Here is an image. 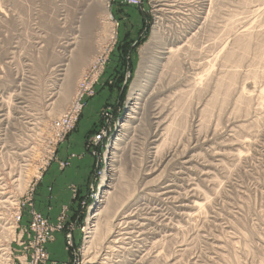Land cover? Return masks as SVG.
<instances>
[{
    "label": "rangeland",
    "instance_id": "rangeland-1",
    "mask_svg": "<svg viewBox=\"0 0 264 264\" xmlns=\"http://www.w3.org/2000/svg\"><path fill=\"white\" fill-rule=\"evenodd\" d=\"M175 1L176 6L171 9L176 12L169 13L156 11V0H0V264L3 245L15 247L14 233L10 238L8 229L12 222L18 220L20 226L35 215L44 217L53 228V239L45 244L46 258L39 264H99L88 263L87 259L97 255L109 232L104 233L105 228L111 229V223L118 214L122 215L128 199L130 202L134 199V204L122 216L129 212L132 218L121 219L122 227L130 226L125 220L139 221L149 215H153V223L146 227L144 240L132 237V244L128 240L112 244L109 254L105 255L109 259L99 256L98 262L131 264L133 250L145 249L149 256L142 264H264V104L261 103L264 97L259 93L264 86V0H210L212 4L201 0ZM101 8L107 9L110 19H106ZM201 16H207V20L201 19L203 24H199V29H195L197 34L193 35L190 29ZM155 23L160 27V43L158 41L154 48L155 57L148 62L151 72L145 81L142 100L134 108L133 114L138 119L122 127L130 111L127 100L142 61L141 50ZM72 33L77 35L78 41L85 39L88 49L75 63L76 70L64 104L50 103L56 97L47 100L52 68L63 60L61 56L74 53H68L60 44ZM237 35L244 42H250L246 54L243 48L246 44ZM177 39L181 42L175 44L184 48L179 52L182 69L178 67L177 71L187 74V78L180 85L172 83L164 95L150 99L149 93L157 91L173 69L159 59L158 51ZM69 59L63 62L68 63ZM189 62L199 64L193 68ZM196 73L203 77L209 73L203 78L207 85L204 80L195 85L194 78L199 75ZM228 75L236 78L229 76V79ZM172 77L174 79L175 75ZM228 83H231L230 90ZM249 84H254L256 89L249 92L253 95L246 89L249 98L246 99V94L238 96L240 87L248 85V88ZM223 91L226 92L223 94ZM157 102L167 114L166 121L172 123L170 129L164 131V145L159 147L157 157H161L167 146L176 145L180 152L183 147L193 145L196 138L200 143L193 151L197 154L195 171L182 170L186 172L181 176L183 180L177 177L176 180L170 177L173 169L168 164L162 174L175 179L182 193L186 183L192 184L190 187L195 185L202 194L203 207L188 220L177 217L173 207L161 206V213L168 218L167 228L156 224L160 218L157 211H152L157 203L150 195L155 192V185L147 181L156 173L147 178L142 175L150 160L149 135L153 129L150 114L152 105ZM74 104L79 105L77 110L71 107ZM233 121H242V125L229 132L228 125ZM213 130L217 136L209 137ZM98 133H102L101 139L95 141ZM206 134L203 142H210L214 137V142L225 144L245 142L240 147L234 145L241 155L235 158L234 149L224 147L220 150L224 156H210L208 146L201 142ZM70 136L81 140L85 136L84 152L92 157L91 170L83 190L70 186L74 205H63L55 218H51L34 204L37 188L53 162H57L61 170L69 166L75 154L57 159V153ZM229 138L230 142L226 140ZM214 142H210L212 147L217 146ZM207 164L213 168L206 178L200 176V171ZM104 174L108 177L106 184L102 183ZM92 203L95 208L90 210ZM96 212L100 217L96 215L93 221L99 223L98 233L93 238L86 237L87 218ZM105 221H109V225ZM48 245H54L52 252Z\"/></svg>",
    "mask_w": 264,
    "mask_h": 264
},
{
    "label": "bare ground",
    "instance_id": "bare-ground-1",
    "mask_svg": "<svg viewBox=\"0 0 264 264\" xmlns=\"http://www.w3.org/2000/svg\"><path fill=\"white\" fill-rule=\"evenodd\" d=\"M208 1L209 2H211L210 0H201V2L202 3H204V4H206V3H208ZM213 1V0H212ZM176 1L175 0H156V11H158V12H163L164 10H166V11H169V13L170 12H176V10L174 9H171V7L172 6H176V5H174V3H175ZM211 4H212V2H211ZM209 5V4H208ZM94 9V8H93ZM100 11H104V16L106 17V19H110V14L108 13V11H107V9L105 8L104 10H102V8H101V10ZM185 11V10H184ZM167 13V12H166ZM177 13H179V12H177ZM207 13V12H206ZM176 14V13H175ZM207 15V14H206ZM206 17L207 16H201V17H199V21H197V22H195V24L192 26V28L190 29V32H192L191 34H193V35H195V34H197V32H196V30L195 29H199V24H203V22L204 21H206L207 19H206ZM159 19V18H158ZM201 19L203 20V22L201 21ZM102 21V20H101ZM77 22V21H76ZM157 23V22H156ZM155 23V25H154V28L152 29V32H151V36H150V38H149V40H148V42L142 47V50H141V56H142V61L140 62V65H139V67H138V69H137V71H136V75H135V78H134V80L132 81V84H131V88H130V91H129V96H128V100H127V104H129V112L127 113V117L125 118V120L123 121V123H121V125H122V127H124L125 125H126V123L127 122H129V121H132V122H135L137 119H138V117H136L134 114H133V112H135V110H134V108L136 107L135 105L137 104V103H139L138 101H140V99H141V96H142V93H144V91H145V89H146V78H147V76L149 75V72H151V65L149 64L148 65V62L149 63H151V61H150V58L151 59H153L154 57H155V55H156V51L154 50V48L156 47V44L158 43V41H159V43H160V36L159 35H161L160 34V30L158 29V28H160V27H158L159 26V24H156ZM108 24H109V26H110V24H111V22H108ZM205 24V23H204ZM209 25V24H208ZM103 26V25H102ZM190 26V25H189ZM91 27V26H90ZM87 28V25H85V29ZM108 29V28H107ZM89 30V29H88ZM246 31V30H245ZM244 31V32H245ZM249 31V30H248ZM190 32H188L187 34H189ZM196 32V33H195ZM247 32V31H246ZM112 33V29L110 30V34ZM162 33V32H161ZM242 33H243V31H242ZM109 34V33H108ZM244 34V33H243ZM247 34V33H246ZM250 34V33H249ZM167 35V34H166ZM245 35V34H244ZM243 35V36H244ZM91 36V35H90ZM198 36V35H197ZM238 36V35H237ZM240 36H241V34H240ZM240 36H238V39L239 38H241ZM253 36V35H252ZM64 38H66V37H64ZM81 38V37H80ZM86 38V37H85ZM89 38V37H88ZM243 38V37H242ZM242 38L240 39L241 41H243L242 40ZM253 38V37H252ZM92 39V38H91ZM162 39V38H161ZM164 40V39H163ZM239 40V41H240ZM50 41V40H49ZM85 39H80V41H78L77 40V35H75V34H71L70 35V37H67L66 39H65V41L64 42H62V43H60L61 44V47H63L68 53L69 52H73L74 51V53H72V55L71 54H63V55H65V56H61V58H63V60L61 59V60H59V61H57V63H56V65L54 66V68H52V76H50V78L52 77V79H51V87H50V91H49V93H48V99L47 100H51L54 96H56V97H54V99L50 102V103H53L54 101L56 102L57 101V103L59 102V104L61 105V104H64V102L66 101V99H67V97L69 96V92H70V85L72 84V81H73V77H74V74H73V72H74V70H76V69H74V67H75V63H77V61H78V59H79V55L83 52V54L86 52V49H88V48H85L86 47V45H85ZM91 41V40H90ZM165 41V40H164ZM170 41V40H169ZM172 41V40H171ZM246 41V40H245ZM249 41V40H248ZM244 42L243 41V43L244 44H246V45H244L245 47H243L244 48V50L246 51L245 52V54L247 53V50L249 49V43L250 42ZM179 42H181L180 41V39H177V40H174V41H172V42H169L168 43V47L166 46V48H164V47H160V50L158 51V55H160L159 56V59L161 60H165V62L166 63H168L169 65V67L168 68H173L172 70H170V72H171V74L169 75L168 73V75H166V76H168L169 78H167L166 79V77H163L162 76V78H165L167 81H163V83L160 85V87L157 89V91H154V93H152V92H150L149 93V98L150 99H153V98H155V97H158L159 95L161 96V95H164L167 91H169V88H170V86H172V83H174V84H181L182 82L181 81H185V79L187 78V74H185L184 73V75H182L183 73L182 72H178L177 71V69H178V67L179 68H181L179 65H181L180 64V61H179V54L181 53L180 52V49L181 48H183V45H176L177 43H179ZM97 43V42H96ZM176 43V44H175ZM238 43V42H237ZM240 43V42H239ZM252 43V42H251ZM192 44V43H191ZM91 45H92V43H91ZM243 45V44H242ZM242 45H240V46H242ZM73 46V47H72ZM257 46V45H256ZM92 49V48H91ZM90 49V50H91ZM163 49V50H162ZM184 49V48H183ZM191 49V48H190ZM250 50V49H249ZM260 50V49H259ZM155 51V52H154ZM193 51V50H192ZM229 51V50H228ZM88 52V51H87ZM180 52V53H179ZM194 52V51H193ZM193 52H191V53H193ZM264 52V51H263ZM227 53V52H226ZM244 53V52H243ZM74 54V55H73ZM83 54H82V56H83ZM155 54V55H154ZM189 55H192V54H189ZM248 55V54H247ZM72 56V57H71ZM88 56V55H87ZM194 56V55H193ZM228 56H231V54L229 55L228 54ZM239 56V55H238ZM68 57L70 58L69 59V62L68 63H65V62H63L64 60H67L68 59ZM196 57V56H195ZM84 58V57H83ZM86 58V57H85ZM156 58H158V57H156ZM229 58V57H228ZM82 59V58H81ZM183 59V58H182ZM193 59V58H192ZM224 59V58H223ZM225 59H227L226 57H225ZM234 59V58H233ZM83 60V59H82ZM159 60V61H160ZM68 61V60H67ZM156 61V60H155ZM240 62H241V60H239ZM238 61V62H239ZM243 61V60H242ZM82 62V61H81ZM84 62V61H83ZM154 62V61H153ZM207 62V61H206ZM204 62L205 64H207V63H209V62ZM238 62H236V63H238ZM239 62V63H240ZM155 63H157V61L155 62ZM190 63V62H189ZM189 63H188V65H189ZM193 64H191L190 63V66L191 67H197V66H195V65H198L199 63H195V62H192ZM195 63V64H194ZM228 63V62H227ZM184 65H186V64H183V66ZM202 65V64H201ZM208 65V64H207ZM203 66V65H202ZM210 66H211V64H210ZM239 66V65H238ZM165 67V66H164ZM188 67V66H187ZM188 68H190V67H188ZM187 68V69H188ZM199 68V67H198ZM197 68V69H198ZM205 68V67H204ZM256 68V67H255ZM156 69V68H155ZM182 69V68H181ZM191 69V68H190ZM208 69H210L209 68V66H208ZM208 69H207V71H208ZM50 70V69H49ZM153 70V69H152ZM174 70L175 71H177V73L175 74V73H173L174 72ZM199 70H201L200 68H199ZM241 70V69H240ZM169 71V70H168ZM182 71V70H181ZM188 71V70H187ZM186 71V72H187ZM205 71V70H204ZM229 71V70H228ZM194 72V71H193ZM192 72V73H193ZM235 72H236V70L233 72L232 71V73L233 74H235ZM237 72H238V70H237ZM259 72V71H258ZM51 73H50V75H51ZM77 73V72H76ZM178 73H180V74H178ZM191 73V74H192ZM206 73V72H205ZM204 73V74H205ZM231 73V72H230ZM172 74L173 75H175V78L173 79V77H172ZM196 74H199L197 77L195 76V78H194V83H195V85H197V83L199 84V82H201L202 80H204L203 78L205 77V76H208L209 75V73L207 74V75H205L204 77L200 74V73H196ZM203 74V75H204ZM227 74V73H226ZM249 74V73H248ZM164 75H165V73H164ZM252 75H254V74H252ZM229 76L230 75H228V78H229ZM236 76H237V74H236ZM259 76H260V74H259ZM191 77H193V76H191ZM233 78H234V75L232 76ZM254 76H252V79H254L253 78ZM179 78V79H178ZM230 78H231V76H230ZM229 78V79H230ZM233 78H231V79H233ZM236 78V77H235ZM234 78V79H235ZM189 79H190V77H189ZM205 79H208V78H205ZM233 79V80H234ZM244 79V78H243ZM176 80H178V81H176ZM193 80V79H192ZM209 80V79H208ZM221 80V79H220ZM224 80V79H223ZM255 80V79H254ZM187 81V80H186ZM205 81V80H204ZM206 82V85H207V80L205 81ZM221 82V81H220ZM219 82V84H221ZM227 82V81H226ZM229 82H231V83H233L232 82V80L230 81L229 80ZM193 83V84H194ZM202 83V82H201ZM231 83H228L229 85H227V87H228V89L230 90V88H229V86H230V84ZM152 84V83H151ZM203 84H204V82H203ZM201 85V84H200ZM73 86V85H72ZM205 86V85H204ZM226 86V85H225ZM248 86V85H247ZM247 86L246 87H240V88H244L243 90L241 89V92H239V94H238V96H241V97H243L245 94H246V99H247V96H248V98L250 97L248 94H250V95H253L252 93H249L250 91H252V90H254L255 88H254V84L252 85V84H249V87H251L250 89H249V87L247 88ZM256 86V85H255ZM261 86H263V85H261ZM148 87V86H147ZM206 87V86H205ZM224 87V86H223ZM222 87V88H223ZM219 88V87H218ZM221 88V87H220ZM219 88V89H220ZM221 88V89H222ZM199 89L201 90L202 88H200L199 87ZM213 89H214V87H213ZM216 89V88H215ZM246 89H247V91H248V94H247V91H246ZM252 89V90H251ZM259 89V88H258ZM264 86L262 87V89L259 91V93L260 94H262V96H261V98L262 97H264L263 96V93H264ZM54 90V91H53ZM156 90V89H155ZM224 90H225V88H224ZM229 90L227 91L228 93H229ZM244 90H245V93H244ZM256 90V89H255ZM197 91V90H196ZM199 91V90H198ZM210 92V91H209ZM213 92V91H212ZM221 92H222V90H221ZM226 92V91H225ZM224 91H223V94L225 93ZM238 92V91H237ZM200 93V92H199ZM204 93V92H203ZM214 93V92H213ZM228 93H227V95H228ZM259 93H257V94H259ZM217 94V93H216ZM230 94V93H229ZM254 94H255V92H254ZM212 95V94H211ZM214 96H215V94H213ZM212 95V96H213ZM219 95V94H218ZM217 95V96H218ZM256 95V94H255ZM223 96V95H222ZM209 97V96H208ZM211 97V96H210ZM224 97V96H223ZM253 97V96H252ZM252 97H251V99H252ZM259 97V96H258ZM207 98V97H206ZM212 98V97H211ZM233 98V97H232ZM237 98V97H236ZM245 98V97H244ZM156 99V98H155ZM215 99H218V98H215ZM215 99H214V101H215ZM223 99H225V98H223ZM229 99V98H228ZM235 99V98H234ZM240 99V98H239ZM243 99V98H242ZM260 99V98H259ZM46 100V101H47ZM142 100V99H141ZM220 100V99H219ZM227 100V99H226ZM226 100H223V101H226ZM230 100V99H229ZM256 100V99H255ZM264 100V99H263ZM209 101H211V100H209ZM208 101V102H209ZM218 101V100H217ZM222 101V100H221ZM238 101V100H237ZM241 101V100H240ZM261 101V100H260ZM54 102V103H55ZM212 102V101H211ZM244 102V101H243ZM56 103V104H57ZM158 103H160V102H157V103H154L153 105H152V110H151V114H150V119H151V126H152V131H151V133H150V135H149V144L151 145H149L150 147V149H151V151H150V160H149V164H147V169H146V171L144 172V174H142L143 175V177L144 178H147V177H149V176H152V174H154V173H156V175L155 176H153V177H151L150 179H148V184H152V185H155V188L153 189L155 192H153V193H151L150 195H151V199H155V201L157 202L156 203V206L152 209V211L154 210V211H157L158 212V215H159V222L158 223H156L157 225H162V226H166V228H167V220H168V218L165 216V213H161V209L162 208H160L161 206L163 207V206H165V208L166 207H173L175 210L173 211V213H175L176 215H177V217L178 216H180V217H186V218H189V217H192L193 215H195V212L197 213V211H200V209H201V207H203L202 205V201H201V199L203 198L202 197V194H200V192H199V190H198V188H196V187H194V186H192V187H190L192 184H190V183H186L185 184V188L186 189H184V192L182 193L181 191H179V189L181 190V185L178 183H176L175 182V179H176V177L178 178V180H180L181 181V179L183 180V178L181 177L184 173H186V172H190V171H195V167H194V162H195V160H196V158H197V154H195V153H193V151L195 150V148L198 146V144H200V143H198L197 141H199L197 138L195 139V141H194V144L193 145H190V147L189 148H182V150L179 152V148H178V146H167V149L164 151V153H161L160 155H161V157H157V155L159 154H157L156 155V153H157V151H159V147L164 143L163 141H165L164 139L165 138H163V134L165 133L164 131H166V129H168L169 128V126H172V125H170V124H172V123H170L168 120V122L166 121V115L164 114V109H163V107H161V105H159ZM214 103V102H213ZM246 103V102H245ZM249 103H251V101L249 102ZM262 104H264V102L262 101L261 102ZM140 104V103H139ZM144 104V103H143ZM247 104V103H246ZM261 104V105H262ZM205 105H208L207 104V102H206V104ZM250 105V104H249ZM248 105V106H249ZM256 105V104H255ZM259 106H260V104H259ZM204 107V106H203ZM251 107V106H250ZM198 108V107H197ZM245 108V107H244ZM258 108V107H257ZM263 108V107H262ZM201 109L202 108H200V111H201ZM196 110H198V109H196ZM207 110V109H206ZM249 110V109H248ZM203 111V110H202ZM245 111H246V109H245ZM137 112V111H136ZM247 112V111H246ZM237 113V112H236ZM234 114V113H233ZM243 114V113H242ZM253 114V113H252ZM8 115V114H7ZM198 115V114H197ZM237 116V115H236ZM235 116V117H236ZM258 116V115H257ZM251 117V116H250ZM236 119V118H235ZM247 119V118H246ZM170 120V119H169ZM140 121V120H139ZM199 121V120H198ZM137 122V121H136ZM172 122V121H171ZM198 123V122H197ZM245 123V122H244ZM249 123V122H248ZM257 123V122H256ZM242 125V121H233L232 123H229V125H228V127H229V129H228V131L229 132H232L233 131V129L234 128H237V127H240ZM244 125V124H243ZM245 126V125H244ZM252 126V125H251ZM203 128V127H202ZM227 128V127H226ZM170 129V128H169ZM175 129V128H174ZM173 129V130H174ZM240 129V128H239ZM172 130V129H171ZM238 130V129H237ZM214 131H216V130H213V131H211L212 133L211 134H209V137H210V135L212 136L213 134H215L216 136H217V132H214ZM235 131V130H234ZM167 132V131H166ZM228 132V133H229ZM172 134V133H171ZM165 135V134H164ZM208 134H206V135H204V139H202V144L204 145L205 144V147L206 146H208V148H209V151H210V156H212V157H217V156H220V157H222L221 155H223V152L222 151H220V150H223L224 149V147H229V148H231V150L232 149H234L233 150V155L235 156V158H236V156H238V158H239V155H241V152H240V150H239V148H234V145L236 146L237 145V147H240L241 145L243 146V143L245 144V142H239L238 144H237V142H236V144H229V143H223V142H221V141H219V142H214V139H215V135L213 136L214 138H212V140H213V142L214 143H216V147H212L211 145V143L210 142H212V140L211 139H209L208 138V140H211L210 142L208 141V142H203V141H205V139L207 138H205V136H207ZM225 135H226V133H225ZM224 135V136H225ZM229 135V134H228ZM197 136V135H196ZM222 136H223V134H222ZM223 136V137H224ZM165 137V136H164ZM219 137H221V135L219 136ZM227 137V136H226ZM229 137H230V135H229ZM203 138V137H202ZM217 138V137H216ZM225 138V137H224ZM228 138V137H227ZM224 140V139H223ZM226 140H230V138L229 139H226ZM225 140V141H226ZM244 140V139H243ZM247 140V139H246ZM248 141V140H247ZM246 141V142H247ZM227 142V141H226ZM230 142V141H229ZM252 142V141H251ZM198 143V144H197ZM210 143V144H209ZM248 143V142H247ZM250 144V143H249ZM20 145V144H19ZM164 145V144H163ZM248 145V144H247ZM201 146V145H200ZM180 147V146H179ZM112 149H114L113 147H111ZM116 148V147H115ZM181 148V147H180ZM211 148V149H210ZM164 149H165V147H164ZM226 149V148H225ZM227 150V149H226ZM246 150V149H245ZM161 151H162V149H161ZM179 152V153H178ZM229 152V151H228ZM229 154V153H228ZM114 155V154H113ZM227 154H225V156H226ZM224 156V155H223ZM148 157V158H149ZM220 157H218V158H220ZM224 159V158H223ZM215 160V159H214ZM214 160H213V162H214ZM216 160H219V159H216ZM215 160V161H216ZM236 160V159H235ZM216 162H219V161H216ZM168 164H170L169 166L173 169L172 170V172H171V175H170V177L172 176V177H174L175 179H169V178H166V176L165 177H163L164 175L162 174V172H163V168L165 169V166L166 165H168ZM211 164V163H210ZM209 164V166H208V164L207 165H201L202 166V169H201V171H200V176L202 175V177L203 176H206V178L207 177H209L210 176V174H212V173H210V168H213L211 165ZM216 164H218V163H216ZM215 164V165H216ZM164 165V166H163ZM161 166H163L162 167V170L160 169L161 168ZM215 167V166H214ZM170 168V169H171ZM198 168V167H197ZM159 170H161L160 172H157V171H159ZM177 170V171H176ZM182 170H185L184 172L182 171ZM198 171V170H197ZM212 172V171H211ZM186 175V174H185ZM195 175H197L196 173H195ZM206 178H205V180H206ZM20 179V178H19ZM204 179V178H203ZM107 180H108V177H106V175L104 174V177H103V179H102V183H107ZM177 180V179H176ZM209 180V179H208ZM207 180V181H208ZM191 181V180H190ZM204 181V180H203ZM145 182V181H144ZM101 183V184H102ZM18 184L20 185L21 184V179L19 180V182H18ZM104 184V185H105ZM147 184V185H148ZM103 185V184H102ZM101 185V188L103 187ZM106 186V185H105ZM149 186V185H148ZM188 188V189H187ZM105 191V190H104ZM106 193V192H105ZM149 195V196H150ZM9 197V196H8ZM116 197V196H115ZM121 197V196H120ZM128 197V196H127ZM127 197L125 198L126 200H127ZM140 198V197H139ZM138 199V198H137ZM142 199V198H141ZM140 199V200H141ZM115 200V199H114ZM132 200H134V199H132ZM131 200V202H130V200L128 199V201L129 202H127L128 203V205H126V208L124 207L123 208V210L121 211V214L123 215L124 213H125V211L126 210H128V208L130 209V206H132L133 204H134V201H132ZM143 200H145V198L143 199ZM121 201H122V199H121ZM153 201V200H152ZM122 203V202H121ZM126 204V203H125ZM124 204V205H125ZM115 205V204H114ZM137 205V204H136ZM95 208V206H94V203H92L91 205H90V210H93ZM137 208V207H136ZM139 208V207H138ZM164 208V209H165ZM115 209V208H114ZM167 209V208H166ZM151 210V209H150ZM150 210H148V211H150ZM172 210V209H171ZM118 211V210H117ZM147 211V210H146ZM166 211V210H165ZM170 211V210H169ZM103 212V211H102ZM101 212V213H102ZM106 212H107V210H106ZM105 212V213H106ZM131 212H132V210H131ZM172 212V211H171ZM98 213L99 212H96V213H94L92 216H88V218H87V227H86V230H87V233H88V236H86V237H90V238H93V237H95L97 234L96 233H98V232H96V230L98 229L97 228V226L98 227H100L99 226V223L98 222H96V221H93V218L96 216V215H98ZM104 213V214H105ZM129 212H127V214H125L124 216H122V215H120V214H118L115 218H114V221L111 223V229H109V230H107L108 228L106 227V225L104 226V227H106L105 229H106V231H104V229H103V231H104V233L105 232H107V231H109V232H107V234H106V236H105V239L103 238V237H101V238H103V241H102V243H103V246L100 248V250L97 252V255H92V257H89L88 259H87V262L88 263H101V262H98V259L100 258L99 256H102L100 259H106V256L109 254L108 252H109V250H111L112 249V244H118V243H121V242H123L124 243V241L125 240H128L129 242L128 243H130L131 242V238L133 237V238H136L137 239V241H139V240H141V239H143L144 240V237L143 236H146L147 235V229H146V227L149 225V224H152L153 223V220H154V218L152 217V216H141L142 218H140L139 219V221H130L128 218V222H127V220H125L126 222L125 223H130V226L129 225H127L126 224V226L125 227H122L123 225L120 223V222H122L121 221V219H123L125 216L127 217H129V218H132V216H131V214L129 215L128 214ZM146 213H144V215H145ZM153 214V213H152ZM172 214V213H171ZM102 216H103V214H101ZM133 215V214H132ZM167 215V214H166ZM170 215V214H169ZM99 216V215H98ZM97 216V217H98ZM106 217H107V213H106V215H105ZM105 216H103V218L105 219L106 217ZM168 216V215H167ZM100 217V216H99ZM98 217V218H99ZM155 217V216H154ZM169 217V216H168ZM179 217V218H180ZM194 217V216H193ZM102 218V217H101ZM135 218H137L136 216H135ZM173 218V217H172ZM138 219V218H137ZM157 219V218H156ZM169 219H171V218H169ZM106 220V219H105ZM186 220V219H185ZM188 220H190V218L188 219ZM192 220V219H191ZM97 221H99V220H97ZM100 222V221H99ZM103 222H104V220H103ZM102 222V223H103ZM107 221H105V223H106ZM157 222V221H156ZM102 223H101V225H102ZM109 223V221L107 222V224ZM124 223V222H123ZM169 224H170V222H168ZM171 223H172V220H171ZM173 224V223H172ZM104 225V224H103ZM103 225L101 226V227H103ZM109 225V224H108ZM174 225V224H173ZM172 225V226H173ZM12 226V225H11ZM95 226V227H94ZM92 227H94V228H92ZM109 227V226H108ZM160 227V226H159ZM171 227V226H170ZM97 228V229H96ZM165 228V229H166ZM169 228V227H168ZM171 228H173V227H171ZM181 228V227H180ZM7 229V228H6ZM9 229V235H10V238L12 237V235H13V233H14V228H13V226L12 227H10V228H8ZM93 229V230H92ZM161 230V229H160ZM177 230V229H176ZM101 231V230H100ZM180 231V230H179ZM100 233V232H99ZM101 234V233H100ZM102 234H103V232H102ZM163 234V233H162ZM95 235V236H94ZM104 235V234H103ZM171 235V234H170ZM93 236V237H92ZM99 236V235H98ZM140 237V238H139ZM98 238V237H97ZM100 238V237H99ZM158 239V238H157ZM93 240V239H92ZM101 240V239H100ZM142 240V241H143ZM160 240V239H159ZM87 242H89V243H91V240H87ZM126 242V241H125ZM136 242V241H135ZM141 242V241H140ZM139 242V243H140ZM138 243V242H137ZM138 243V244H139ZM156 244H157V241L155 242ZM101 244V243H100ZM130 244H132V242L130 243ZM153 244V243H152ZM90 245V244H89ZM120 245V244H119ZM125 245V244H124ZM134 245V244H133ZM129 246V245H128ZM127 246V247H128ZM141 246V245H140ZM120 247V246H119ZM118 247V248H119ZM130 247V246H129ZM135 247H137V246H135ZM134 247V248H135ZM143 247V246H142ZM220 247V246H219ZM120 248H122V247H120ZM124 248V247H123ZM133 248V249H134ZM138 248V247H137ZM125 249V248H124ZM136 249V248H135ZM219 249V248H218ZM86 250V249H85ZM117 250V249H116ZM123 250V249H122ZM134 251V253H131L132 254V256L134 257V258H131L130 260H132L130 263L131 264H142L145 260H146V254H147V252H146V250L145 249H137V250H133ZM150 251H152V250H150ZM149 251V252H150ZM117 252V251H116ZM128 252V251H127ZM145 252H146V254H145ZM126 253V252H125ZM128 254H130V253H128ZM106 255V256H105ZM148 256H149V254H148ZM147 256V257H148ZM125 258V257H124ZM109 259V258H108ZM108 259H106V260H108ZM129 259V258H128ZM129 260V261H130ZM122 261H124V262H127L126 261V259H123ZM124 262H122V263H124ZM103 263H104V261H103ZM103 263H101V264H103ZM115 263L117 264V262L115 261ZM121 264V263H120Z\"/></svg>",
    "mask_w": 264,
    "mask_h": 264
},
{
    "label": "crops",
    "instance_id": "crops-1",
    "mask_svg": "<svg viewBox=\"0 0 264 264\" xmlns=\"http://www.w3.org/2000/svg\"><path fill=\"white\" fill-rule=\"evenodd\" d=\"M84 141L85 136L82 140L70 136L68 143L62 144L57 153V159H65L69 154H75L70 159L69 166L61 170L57 162H53L37 188L34 204L41 211H46L51 218H55L63 205H74L71 185L83 190L92 165V157L84 152ZM49 186H51L50 191H48ZM83 193L82 191L79 194ZM53 247L54 245H48L49 252L54 250Z\"/></svg>",
    "mask_w": 264,
    "mask_h": 264
},
{
    "label": "built area",
    "instance_id": "built-area-1",
    "mask_svg": "<svg viewBox=\"0 0 264 264\" xmlns=\"http://www.w3.org/2000/svg\"><path fill=\"white\" fill-rule=\"evenodd\" d=\"M75 110L79 108L74 104ZM98 133L94 140L101 139ZM19 219V218H17ZM18 220L12 222L14 228V246L3 245L1 264H39L45 258V244L53 239V228L41 215H35L26 224L19 226Z\"/></svg>",
    "mask_w": 264,
    "mask_h": 264
}]
</instances>
